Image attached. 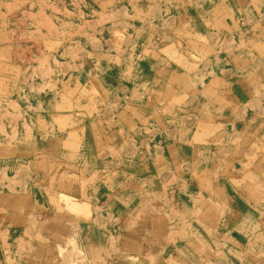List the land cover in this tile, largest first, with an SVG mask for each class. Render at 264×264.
I'll use <instances>...</instances> for the list:
<instances>
[{
    "label": "rangeland",
    "instance_id": "374dc122",
    "mask_svg": "<svg viewBox=\"0 0 264 264\" xmlns=\"http://www.w3.org/2000/svg\"><path fill=\"white\" fill-rule=\"evenodd\" d=\"M201 1L0 0V191L9 185L0 197V264H264V0L205 13L209 33L178 17ZM101 43L117 61L155 53L182 75L161 87L139 81L130 101L143 106L154 95L163 113L153 124L132 112L138 121L118 128L120 144L93 147L100 162L81 157L74 131H61L72 139L63 142L68 156L53 154L56 144L37 137L55 131L33 129L19 95L37 97L40 124L50 113L42 102L56 92L62 105L87 99L90 119L101 121L95 91L57 87L78 72L76 62L101 58ZM118 73L107 72V81ZM196 75L225 83L230 114L222 113L224 95L208 104L216 112L198 106ZM111 105L110 120L119 101ZM20 133L38 153L33 162L14 158ZM13 158L19 166L9 172ZM152 158L151 174L144 169ZM98 167L108 177H97Z\"/></svg>",
    "mask_w": 264,
    "mask_h": 264
},
{
    "label": "crops",
    "instance_id": "0c3cea01",
    "mask_svg": "<svg viewBox=\"0 0 264 264\" xmlns=\"http://www.w3.org/2000/svg\"><path fill=\"white\" fill-rule=\"evenodd\" d=\"M222 3H223V6L226 7V11L228 10L227 11L228 13H231V12L234 13L232 10V0H210V1L207 0V1L198 2L196 5L194 3L193 5L195 7L193 11L185 10L178 17L182 18L185 22H191L192 24H195V23L198 24L200 26V29H203L205 33H209L211 29L209 28V26L208 27L206 26V23L204 19L202 18L203 17L205 18V13H212V11L216 7L218 6L222 7ZM229 4H231V6ZM206 5L208 6L207 8L208 10L203 11L204 6ZM195 30L198 31L197 28H195ZM191 31L193 32V30ZM166 35L169 38L171 33L167 32ZM99 39L102 40L101 38ZM101 44H102L101 48L97 49V52L95 53H97L98 56L101 57L102 59L99 58L98 60H95V61L84 59L82 60L81 64H78L76 62L77 65L75 64V62H70L68 63V66L79 67L78 72H74V70L71 69L67 72L66 75L64 76L62 75L60 79L57 80L59 81V84L57 85L58 88H62L63 84L64 86H70V88L73 87L74 85H78L79 87H88L91 89L92 92L95 91L96 99L99 101L97 105V109L100 112L102 111L101 116H100L102 118L101 121L90 119L88 115L89 107H87L88 106L87 99L81 98L80 102L75 103L74 100L68 97L65 104L62 105L60 101V97L57 95V92H56L55 96L52 93L50 94L47 104L45 102H42V105L44 106L47 105V107L50 108L49 109L50 113L48 117L47 115L43 116V117L46 116L45 117L46 122H43L42 124H40L38 122H42V120L37 122L38 117L41 116L40 113H37L39 111L38 110L39 102L36 103L37 97H32V96L30 97L29 94L28 95L23 94L22 96L19 95V99L21 100L19 101L21 103L26 101L25 108H31L29 112L30 114L29 118H31L32 122H34L33 129L39 130L38 128L44 125L45 127L41 129L42 134H43V131H45L44 128L47 129L46 131H49L51 129L55 131V133L53 134V137L51 134H47L48 136L44 137L42 135L38 136V134L36 133V135L39 137V138L37 137V139L42 140L41 141L42 145H47L49 147H53V146L55 147V144H56V148L54 149L48 148L52 150L50 152L51 153L53 152V154L56 153L57 155L60 154V155L68 156L67 154H69V151H67V149L63 147V142H64V139L66 138H68L69 141H72V139L70 138L71 134L69 131H74L77 133L79 140H80L79 154L81 153V157L83 155L85 157L84 159H87L90 162L93 160H95L96 162H100L101 159L99 158L97 153H94L93 147L95 148L97 145L100 144V142H103L105 144L106 142H108L107 141L108 139H111V141L113 140L112 144L114 145H116L117 142H119L120 144L121 139L118 138V135H117V133L119 132L118 128L121 126L125 128L126 124L130 122L138 121L137 118L134 117L132 112L138 115H141V114L147 115L148 117H150L151 123L153 124H155L154 122H156V120L153 118L152 115L157 114L158 110H161L160 112L163 113V109H162L163 106L158 107V105H156L157 101L155 100L154 95L153 96L151 95L152 101L144 102L143 106L130 101L131 99L129 97H131V92L135 89V87H137V85H142L140 84L139 81L140 80L145 81L144 85L146 87H153V85L154 87L158 85H160L161 87V85L167 86L170 80L173 81V79L175 80V78H179L182 75V74H179L178 77H175L174 70L170 69V67L174 66V64L169 63L167 60L158 57L154 52H153L154 55H151L148 57H142L140 62L133 63L131 62V60L133 59V57H131L132 54H128L129 53L128 51L127 54L129 55V60L124 62V58L120 56V58H123V59H120L119 61H117L116 53L112 50L108 52V47L107 46L104 47L105 45L103 43ZM142 49L143 48H141V50ZM106 57L110 59H105ZM69 61L71 60L69 59ZM117 63H119V65ZM122 65L124 66L119 67ZM116 69L119 70V73H118L119 77H117V79H115L113 83L108 82L106 78V73L111 70H116ZM122 69H124V72L121 73ZM198 78H199V75H196L194 79L195 87L198 86V92H199L196 98L198 106L205 105L204 103H207L206 107H208V111L216 112V108L211 107L208 104H213V105L218 104V98L220 99L221 96L224 95L225 108L222 113L228 112L230 114V112H232V107L231 105H226L227 104L226 99L227 97H232V94L231 93L228 94L229 91L227 90L225 83L223 84L222 81L218 79V77H214V78L206 77L204 78L202 82ZM231 92H232V87H231ZM118 101H119V107L117 110L112 111L113 118L110 120L108 116L109 114L106 113L108 112L107 108L108 106H112L111 105L112 103H116ZM202 101L204 102L202 103ZM120 102H123V103L126 102L129 104V106L125 107L124 105H121ZM69 106H71L73 109H68ZM57 107H63V109H58ZM105 114H107V116ZM149 114H151V116ZM53 119H59L60 124L62 125L59 126L56 123L54 124ZM166 121H167L166 119H164V121L162 119V128L165 127ZM19 125H20L19 127L22 133L23 125L21 123H19ZM26 125L30 126L31 124L26 123ZM62 130L64 131V133L66 132L70 135L68 137H66L67 135L66 136L64 135L62 137L63 135L61 132ZM102 131H104L105 136H100L101 133H103ZM21 133L18 134V136L16 137V144H15L16 150H14V156H15L14 158L17 162L18 161L25 162V160L27 162H33L35 159V154H38V153L35 151V149H32L31 151L25 147L24 145L25 139L23 136H21ZM32 135H34V132H32ZM60 135L62 137L61 140L59 139L60 137H58ZM38 140L36 141V143L38 142ZM34 144H35V141H34ZM166 144H167V147L171 145V143L169 144L168 142ZM51 153H48V154H51ZM14 158L6 161L7 164L5 165L6 167L4 168H7L9 172H11L12 170L15 171V168L19 166V164L12 163V161H15ZM159 158H160L159 161L162 164L168 163L169 154L162 153ZM153 160L154 158L150 160L149 168L144 169V171L152 174L154 170L153 168L154 165L152 163ZM157 160L155 162H157ZM97 169H99L97 170L98 172L97 177H100V178L108 177V175L104 173L103 175H100L99 172H101V170L99 167ZM86 176H87V173L85 174V177ZM26 177L27 176H24L25 179ZM8 186L9 185L6 186L3 184L1 187L2 189L0 191V197L3 195V199L5 197V193H4L5 190H7V193H9ZM15 190L20 192L22 190V187L19 186Z\"/></svg>",
    "mask_w": 264,
    "mask_h": 264
}]
</instances>
